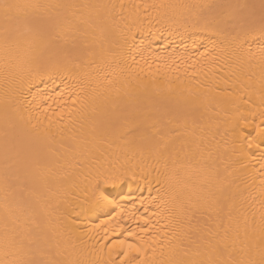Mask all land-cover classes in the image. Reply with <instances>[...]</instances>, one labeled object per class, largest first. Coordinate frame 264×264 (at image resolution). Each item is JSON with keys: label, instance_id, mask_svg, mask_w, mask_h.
<instances>
[{"label": "bare ground", "instance_id": "bare-ground-1", "mask_svg": "<svg viewBox=\"0 0 264 264\" xmlns=\"http://www.w3.org/2000/svg\"><path fill=\"white\" fill-rule=\"evenodd\" d=\"M8 2L66 7L40 10L39 65L0 46V264H107L113 225L81 206L98 170L124 173L117 231L150 221L136 264L258 262L264 0Z\"/></svg>", "mask_w": 264, "mask_h": 264}, {"label": "snow or ice", "instance_id": "snow-or-ice-1", "mask_svg": "<svg viewBox=\"0 0 264 264\" xmlns=\"http://www.w3.org/2000/svg\"><path fill=\"white\" fill-rule=\"evenodd\" d=\"M44 7L59 8L66 6H43L40 4H21L8 2V0H0V18L5 22L4 31L2 35H0V46L3 47L6 54L15 53L17 59L35 62L37 65L41 63L43 50L48 48L51 44V39L47 37L46 31L50 18H46L40 14V10ZM192 7L201 6L194 5ZM21 28L23 30H21ZM257 33H259L262 43L260 48L261 57L264 59V17L261 18L258 27L254 24L250 25L246 33V39L254 37ZM205 55H207V53H205ZM257 130L264 135V120H262L261 125L257 126ZM123 175L124 173L120 170H98L94 176L89 178L88 191L86 192L85 199L81 202L82 208L87 205L88 211L109 217V220L102 221V224L113 225L111 228H106L105 235L101 237L103 241L100 246L101 251H103L104 248L109 250L107 264H136L137 259L146 252L145 245L147 244V235L151 231L149 220L143 221V225L147 227L139 224L137 225L140 228V232L145 235L138 236L131 230H125V232L116 230L120 227V220L123 219V208L115 204L114 195L106 190V186L119 183ZM119 195H121L122 199L125 201L130 198L128 194L120 193ZM109 206H112L111 210L105 211ZM116 207H121V212H116ZM114 212H116V214L112 215ZM132 218H135V214H133ZM262 231H264V225H262ZM122 236L125 238L121 239L120 237ZM151 238L155 241L154 235ZM137 241H139V243H137ZM214 251L217 257L216 259L193 260L190 264H264V240H262L260 260L258 262L250 258H241L238 260H231L230 262L225 261L221 258L222 250L220 247H216ZM133 253H135V255H133ZM27 264H38V262L29 261ZM143 264H147V262L145 261Z\"/></svg>", "mask_w": 264, "mask_h": 264}]
</instances>
